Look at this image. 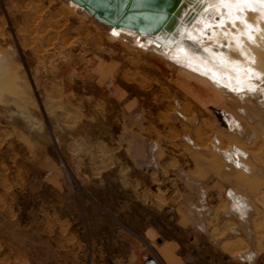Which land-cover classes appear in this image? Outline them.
Returning a JSON list of instances; mask_svg holds the SVG:
<instances>
[{
    "label": "rangeland",
    "instance_id": "obj_1",
    "mask_svg": "<svg viewBox=\"0 0 264 264\" xmlns=\"http://www.w3.org/2000/svg\"><path fill=\"white\" fill-rule=\"evenodd\" d=\"M212 1L206 5L219 6ZM262 25L248 42L258 75L235 89L202 73L193 56L142 44L132 30L113 34L70 0H0V264H110L118 257L87 248L116 230L112 219L150 223L173 238L181 193L160 190L157 176H148L151 205L127 206L134 193L118 190L120 171L141 177L146 170L136 164L149 115L128 114L127 99L145 93L165 102L169 92L213 87L228 112L256 115L264 137ZM239 57L230 51V60Z\"/></svg>",
    "mask_w": 264,
    "mask_h": 264
},
{
    "label": "crops",
    "instance_id": "obj_2",
    "mask_svg": "<svg viewBox=\"0 0 264 264\" xmlns=\"http://www.w3.org/2000/svg\"><path fill=\"white\" fill-rule=\"evenodd\" d=\"M173 96L169 92L163 102L134 93L127 99L128 114L149 115L142 125L148 129L144 157L136 164L146 170L141 177L120 171L117 182L119 191L134 193L127 206L151 205L148 176H157L160 190L181 193L175 236H163L150 223L133 228L112 219L116 230L96 237L87 253L118 257L110 264H146L150 258L160 264L153 253L163 264H263L262 121L257 129L256 115L247 119L216 104L213 87H185Z\"/></svg>",
    "mask_w": 264,
    "mask_h": 264
},
{
    "label": "bare ground",
    "instance_id": "obj_3",
    "mask_svg": "<svg viewBox=\"0 0 264 264\" xmlns=\"http://www.w3.org/2000/svg\"><path fill=\"white\" fill-rule=\"evenodd\" d=\"M216 1L218 7L206 5L212 4V0H178L168 14L169 26L166 22L156 33L148 35L134 32L142 44L148 39L154 47L166 54L175 53L182 60L193 56L203 62L201 67L205 70L201 71L206 76L229 87L243 89L252 85L250 79L258 75L254 67L256 56L248 42L255 43L262 30L264 0ZM199 19L201 24L197 22ZM112 28L114 34L120 31L118 27ZM206 40L218 41L220 46L213 48L205 43ZM234 48L241 57L232 61L229 53Z\"/></svg>",
    "mask_w": 264,
    "mask_h": 264
},
{
    "label": "water",
    "instance_id": "obj_4",
    "mask_svg": "<svg viewBox=\"0 0 264 264\" xmlns=\"http://www.w3.org/2000/svg\"><path fill=\"white\" fill-rule=\"evenodd\" d=\"M82 7L94 20L108 27L128 29L148 35L171 21L169 12L178 0H70ZM220 116V115H219ZM146 264H157L153 258Z\"/></svg>",
    "mask_w": 264,
    "mask_h": 264
},
{
    "label": "built area",
    "instance_id": "obj_5",
    "mask_svg": "<svg viewBox=\"0 0 264 264\" xmlns=\"http://www.w3.org/2000/svg\"><path fill=\"white\" fill-rule=\"evenodd\" d=\"M106 86H107V88H110L111 87V83H107ZM153 254L158 259L159 263L163 264L162 261L158 258V256L155 253H153Z\"/></svg>",
    "mask_w": 264,
    "mask_h": 264
}]
</instances>
